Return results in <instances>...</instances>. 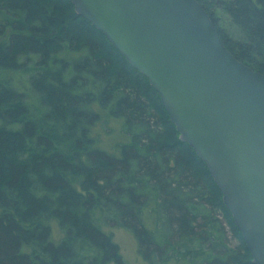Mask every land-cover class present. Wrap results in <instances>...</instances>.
I'll return each instance as SVG.
<instances>
[{
  "label": "trees",
  "instance_id": "trees-1",
  "mask_svg": "<svg viewBox=\"0 0 264 264\" xmlns=\"http://www.w3.org/2000/svg\"><path fill=\"white\" fill-rule=\"evenodd\" d=\"M197 1L264 74V0ZM112 119L129 137L115 153L96 130ZM222 195L148 78L69 0H0V264H129L106 227L131 230L148 264H254Z\"/></svg>",
  "mask_w": 264,
  "mask_h": 264
},
{
  "label": "water",
  "instance_id": "water-1",
  "mask_svg": "<svg viewBox=\"0 0 264 264\" xmlns=\"http://www.w3.org/2000/svg\"><path fill=\"white\" fill-rule=\"evenodd\" d=\"M161 96L264 264V74L224 45L197 0H69Z\"/></svg>",
  "mask_w": 264,
  "mask_h": 264
},
{
  "label": "rangeland",
  "instance_id": "rangeland-1",
  "mask_svg": "<svg viewBox=\"0 0 264 264\" xmlns=\"http://www.w3.org/2000/svg\"><path fill=\"white\" fill-rule=\"evenodd\" d=\"M97 132L101 134L100 145L108 152L115 153L118 150L119 144L125 143L129 137L123 130V121L119 119H112L108 124L107 129H103L101 125L97 126ZM54 225V236L58 237L60 234L59 227L56 223ZM108 233H112L114 240L119 245L121 253L125 261L129 264H148L138 250V242L134 233L125 227H106ZM233 243H235L233 241Z\"/></svg>",
  "mask_w": 264,
  "mask_h": 264
}]
</instances>
